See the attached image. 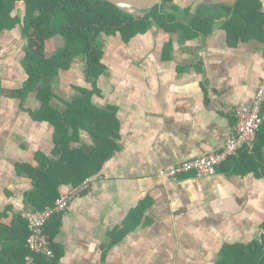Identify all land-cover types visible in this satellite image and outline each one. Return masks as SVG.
<instances>
[{"label": "crops", "instance_id": "crops-1", "mask_svg": "<svg viewBox=\"0 0 264 264\" xmlns=\"http://www.w3.org/2000/svg\"><path fill=\"white\" fill-rule=\"evenodd\" d=\"M164 10L170 29L154 21L129 39L100 35L98 77H87L85 55L60 70L50 107L62 114L85 91L95 107L69 125L46 119L39 87L10 94L28 78L26 42L0 33V264L25 262L27 214L47 207L30 198L39 168L43 191L59 196L90 181L54 216L55 264H216L226 245L263 242L264 166L237 162L253 145L214 175L169 179L158 169L219 150L235 107L252 105L264 80V0H171ZM65 44L54 36L46 52ZM98 137L117 145L101 164Z\"/></svg>", "mask_w": 264, "mask_h": 264}, {"label": "trees", "instance_id": "trees-1", "mask_svg": "<svg viewBox=\"0 0 264 264\" xmlns=\"http://www.w3.org/2000/svg\"><path fill=\"white\" fill-rule=\"evenodd\" d=\"M170 1L164 0L161 7L157 5L148 14L136 16L108 0H0V33L3 30L15 29L26 42L23 65L28 78L22 89L10 94L23 97L39 87V95L44 100L43 109L51 111L46 119L57 126L75 124L76 114L84 115L91 109L94 111L95 107L90 103L89 91H85L83 97L69 103L62 114L50 107L49 101L54 95L53 83L60 70L68 69L75 57L85 55L88 61L87 77L89 79L98 77L104 71L100 35L120 32L124 39H129L147 31L154 21L163 24L164 28L167 25L166 28L170 29L172 17L164 10ZM57 35L63 36L66 44L49 56L46 52L47 42ZM261 115L263 123L252 149H248L244 157L237 161L245 167L244 171L264 166V107ZM96 141L98 149L95 156L101 164L115 151L117 145L104 137H98ZM44 169L39 168L36 174L33 173L36 191L30 197L35 208L40 209L52 205L59 196L56 190L43 191L41 185L46 181ZM49 176L51 178V174ZM54 216L44 228L51 245H54L52 238L60 224V220ZM25 249L24 254H28L30 249L28 247ZM43 257L46 258L44 254H39L36 264H42ZM57 260L58 254L55 253L53 260H44L43 264H55ZM216 264H264V240L248 246L226 245Z\"/></svg>", "mask_w": 264, "mask_h": 264}, {"label": "built area", "instance_id": "built-area-1", "mask_svg": "<svg viewBox=\"0 0 264 264\" xmlns=\"http://www.w3.org/2000/svg\"><path fill=\"white\" fill-rule=\"evenodd\" d=\"M263 107L264 80L258 86L251 106L245 107L239 105L235 107L237 123L219 150L160 167L158 174L169 179H178L189 173L197 176L216 174L218 167L228 159L237 156L242 147L253 145L263 123L261 115ZM89 185L90 181L86 179L57 197L52 205H48L43 210H36L27 214L29 233L26 238V246L30 249V252L25 257V264H36V258L39 254H44L48 257L55 256L44 228L54 215L66 211L69 203L75 197L81 195Z\"/></svg>", "mask_w": 264, "mask_h": 264}, {"label": "water", "instance_id": "water-1", "mask_svg": "<svg viewBox=\"0 0 264 264\" xmlns=\"http://www.w3.org/2000/svg\"><path fill=\"white\" fill-rule=\"evenodd\" d=\"M120 7L122 10L136 16H144L148 14L153 7L162 6L164 0H108ZM133 7H127V6Z\"/></svg>", "mask_w": 264, "mask_h": 264}, {"label": "rangeland", "instance_id": "rangeland-1", "mask_svg": "<svg viewBox=\"0 0 264 264\" xmlns=\"http://www.w3.org/2000/svg\"><path fill=\"white\" fill-rule=\"evenodd\" d=\"M21 8H22V6H21ZM23 12V11H22ZM22 38V37H21ZM23 43H25V39L24 38H22V40H21ZM56 44H58L59 42H55ZM60 43H62V41L60 42Z\"/></svg>", "mask_w": 264, "mask_h": 264}, {"label": "bare ground", "instance_id": "bare-ground-1", "mask_svg": "<svg viewBox=\"0 0 264 264\" xmlns=\"http://www.w3.org/2000/svg\"><path fill=\"white\" fill-rule=\"evenodd\" d=\"M127 7H133V6H129V5H128Z\"/></svg>", "mask_w": 264, "mask_h": 264}]
</instances>
